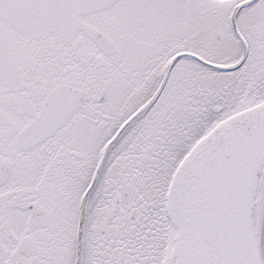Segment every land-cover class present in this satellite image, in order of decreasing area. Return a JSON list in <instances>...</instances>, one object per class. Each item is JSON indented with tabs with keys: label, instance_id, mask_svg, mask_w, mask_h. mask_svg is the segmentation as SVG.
<instances>
[{
	"label": "snow or ice",
	"instance_id": "6c2138e0",
	"mask_svg": "<svg viewBox=\"0 0 264 264\" xmlns=\"http://www.w3.org/2000/svg\"><path fill=\"white\" fill-rule=\"evenodd\" d=\"M0 264H264V0H0Z\"/></svg>",
	"mask_w": 264,
	"mask_h": 264
}]
</instances>
